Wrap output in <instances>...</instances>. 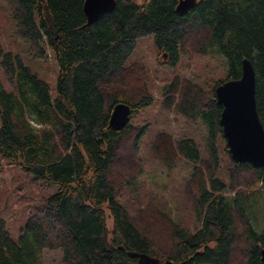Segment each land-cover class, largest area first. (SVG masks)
I'll use <instances>...</instances> for the list:
<instances>
[{"label":"trees","instance_id":"16d2710c","mask_svg":"<svg viewBox=\"0 0 264 264\" xmlns=\"http://www.w3.org/2000/svg\"><path fill=\"white\" fill-rule=\"evenodd\" d=\"M6 3L29 55L40 60L50 53L58 77L53 97L20 55L0 51L13 87L7 91L0 81V160L57 189L30 210L17 241L0 216V264H43V249L60 250L62 264H137L129 252L161 264H264V224L259 229L245 203L264 194V167L229 158L227 184L217 177L216 141L225 138L214 88L222 80L208 94L178 79L161 91L173 117L200 120L207 128L206 157L189 137L161 132L153 143L167 167L175 153L193 164L185 186L200 219L193 232L137 194L145 126L108 128L116 103L128 104L132 117L154 101L142 63L127 64L137 39L148 35L168 66L187 50L220 54L225 80L240 77L248 58L264 128V0H197L183 15L176 11L178 0H115L111 12L89 25L84 0Z\"/></svg>","mask_w":264,"mask_h":264},{"label":"rangeland","instance_id":"374dc122","mask_svg":"<svg viewBox=\"0 0 264 264\" xmlns=\"http://www.w3.org/2000/svg\"><path fill=\"white\" fill-rule=\"evenodd\" d=\"M0 51L20 55L31 71L49 85L51 95L55 96L58 77L55 61L48 52L40 60L33 59L29 55L25 44L15 32L6 0H0ZM159 55L160 51L154 45L153 36L148 35L137 39L133 54L127 60V64L130 65L142 63L145 72L147 70L146 83L154 95L151 105L134 113L130 118L132 125L145 126L138 147L142 174L137 177L135 186H137V194L144 196L143 203L146 200L155 201L184 230L193 232L200 227V219L197 218L185 194L186 181L193 164L175 153L172 166L167 167L166 162L154 152L153 143L161 132L170 134L174 139L189 137L196 142L202 157H206L204 140L207 128L200 120L195 122L178 115L173 117L170 111L163 108L164 96L161 91L164 86L178 79L180 82L196 83L208 94L213 85L225 80L226 60L214 51L200 54L187 50L181 53L175 66H168ZM0 81L5 90L13 89L3 73L1 63ZM216 146L218 148L217 177L227 184L229 180L227 165L230 156L227 154V149H224L225 140L219 137ZM56 189L55 185H43L40 181L33 180L24 169L0 160V216L4 219L5 228L13 240H18L20 229L30 210L42 203ZM225 193L232 194L229 191ZM245 203L250 204L252 217L261 229L264 224V194L256 193L249 200H245ZM107 225L111 226L109 217H107ZM42 256L43 264H62L60 250L43 249Z\"/></svg>","mask_w":264,"mask_h":264},{"label":"water","instance_id":"95a60500","mask_svg":"<svg viewBox=\"0 0 264 264\" xmlns=\"http://www.w3.org/2000/svg\"><path fill=\"white\" fill-rule=\"evenodd\" d=\"M197 0H178L176 11L183 15ZM115 7V0H84L86 25L94 23ZM215 100L222 106L219 124L231 160L248 163L254 168L264 167V128L255 104V73L251 61L243 58L241 74L236 79H226L214 88ZM131 108L124 102L116 103L108 118V128L122 130L130 122ZM137 264H161L158 258L141 252H129Z\"/></svg>","mask_w":264,"mask_h":264},{"label":"clouds","instance_id":"9594fccd","mask_svg":"<svg viewBox=\"0 0 264 264\" xmlns=\"http://www.w3.org/2000/svg\"><path fill=\"white\" fill-rule=\"evenodd\" d=\"M29 123L31 124L32 122H31V121H29Z\"/></svg>","mask_w":264,"mask_h":264}]
</instances>
